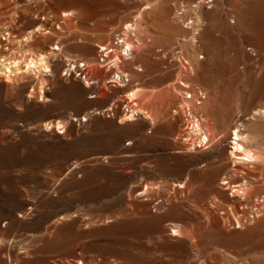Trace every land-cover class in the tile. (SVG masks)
Returning <instances> with one entry per match:
<instances>
[{"label": "rangeland", "instance_id": "rangeland-1", "mask_svg": "<svg viewBox=\"0 0 264 264\" xmlns=\"http://www.w3.org/2000/svg\"><path fill=\"white\" fill-rule=\"evenodd\" d=\"M0 65V264H264V0H0Z\"/></svg>", "mask_w": 264, "mask_h": 264}, {"label": "built area", "instance_id": "built-area-1", "mask_svg": "<svg viewBox=\"0 0 264 264\" xmlns=\"http://www.w3.org/2000/svg\"><path fill=\"white\" fill-rule=\"evenodd\" d=\"M203 1H204V4L208 5L213 0H203ZM132 35H133V31L130 28V26L129 25L123 26V29L121 30V32L119 34H116L115 40L112 46H109V47L101 46L98 48L99 61L100 62L105 61L109 57L110 53L114 55L115 53L114 50L115 48H118V46L120 47V51L116 58L124 57V59H130L133 53V50H132L133 47L130 41V37H132ZM111 66H113V64H111ZM61 72L63 76L67 74L69 75L72 72V74H74L76 78L80 79L84 83H87L89 80H91L88 77L90 75V73L88 72V66L84 61H79V62L67 61V63H65V66L63 67ZM123 79L125 81L127 80L125 77H123ZM196 93H197L196 97L194 96L193 98H196V101H198L199 103L202 99H204V94L201 91H196ZM191 97H192L191 92H188L187 94H185L186 99H189ZM186 125H191L194 131L199 129V122L197 118H194V120H191ZM235 132H237L236 129H234L231 133L230 142H232L233 140H238L237 137L235 136ZM197 135L198 137H200L201 141L203 142L207 141V136L204 132L199 131Z\"/></svg>", "mask_w": 264, "mask_h": 264}, {"label": "bare ground", "instance_id": "bare-ground-1", "mask_svg": "<svg viewBox=\"0 0 264 264\" xmlns=\"http://www.w3.org/2000/svg\"><path fill=\"white\" fill-rule=\"evenodd\" d=\"M135 25V24H134ZM133 31V30H132ZM32 32V31H31ZM135 32V31H134ZM195 37V36H194ZM140 44V43H139ZM133 54V53H132ZM44 56H45V54H42V57L40 58V61L38 62V61H36V60H33V59H31L30 61H28L27 63H25V66L24 65H22V66H20L21 64L18 62V61H12L10 64L12 65V66H10V73H14L15 72V74H17L16 72H18V71H20V70H22L21 68H25L26 70L29 68V69H33L34 67H37V66H39V65H41V63L43 62V61H41V59H44ZM112 57V56H111ZM200 57H202V56H200ZM46 59V58H45ZM121 59V58H120ZM114 61V60H113ZM3 64V63H2ZM1 64V65H2ZM20 64V65H19ZM43 64V63H42ZM0 65V66H1ZM8 65V64H7ZM3 66L5 67V69H6V65H4L3 64ZM40 67V66H39ZM45 67V69H46V67H48V66H44ZM0 70H1V68H0ZM24 70V69H23ZM36 72V71H35ZM7 73V72H6ZM12 73V74H13ZM9 77H10V75H8ZM125 76V75H124ZM116 78H119V74H117V76H116ZM121 78V77H120ZM137 90V89H136ZM135 91V90H134ZM138 91V90H137ZM136 91V93H138ZM193 91V90H192ZM190 92V91H189ZM187 93V92H186ZM133 93L131 92L130 93V95H132ZM135 94V93H134ZM192 96H193V94H192ZM186 99V98H185ZM195 104V103H194ZM193 104V105H194ZM188 105V104H187ZM192 105V104H191ZM190 106V105H189ZM141 109V108H140ZM186 109V108H185ZM194 110V109H193ZM134 112V111H133ZM137 112H138V110H137ZM140 112V111H139ZM263 113H264V109L262 108V109H259L258 110V115L259 114H262L263 115ZM133 114V113H132ZM132 114H131V116H132ZM126 119H130L131 117L130 116H128V117H125ZM147 119H149V118H147ZM58 123H60L59 121H58ZM53 124V123H52ZM61 125V124H60ZM46 128L47 129H49L51 126H50V123L48 122V123H46ZM55 126V125H54ZM58 127V126H57ZM199 131V130H198ZM236 131L237 132H235V136L237 137V139L238 140H233L232 142H231V144H232V146H234V150H231L232 151V153L234 154V155H236L237 154V151L239 150V152L241 151L242 152V154H243V156H242V158H245L246 160H248V161H254V160H256L257 158H258V156H256V155H260V153L258 152V154L255 152H252L251 150H249L248 148L246 149L245 147H244V145H243V142L246 140V138H249L248 137V135L247 134H241L239 131V129H237L236 128ZM205 132V131H204ZM247 135V136H246ZM200 140V139H199ZM208 140V139H207ZM209 143V142H208ZM201 144V143H200ZM260 157V156H259ZM261 157H262V155H261ZM260 157V158H261ZM259 160V159H258ZM262 160V159H261ZM244 189L245 188H243L242 189V192L244 191ZM236 191V190H235ZM241 192V191H240ZM244 193V192H243ZM246 193V192H245ZM248 194V193H247ZM246 194V195H247ZM239 197H242V195L241 194H239L238 195Z\"/></svg>", "mask_w": 264, "mask_h": 264}, {"label": "crops", "instance_id": "crops-1", "mask_svg": "<svg viewBox=\"0 0 264 264\" xmlns=\"http://www.w3.org/2000/svg\"><path fill=\"white\" fill-rule=\"evenodd\" d=\"M145 72H147L150 75L156 74V70H154L153 66L150 64H145Z\"/></svg>", "mask_w": 264, "mask_h": 264}]
</instances>
